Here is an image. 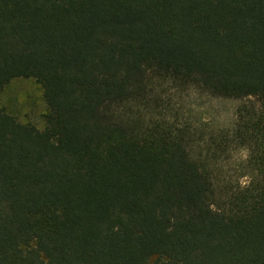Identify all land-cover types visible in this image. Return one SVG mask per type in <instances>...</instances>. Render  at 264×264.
Listing matches in <instances>:
<instances>
[{
	"label": "trees",
	"instance_id": "16d2710c",
	"mask_svg": "<svg viewBox=\"0 0 264 264\" xmlns=\"http://www.w3.org/2000/svg\"><path fill=\"white\" fill-rule=\"evenodd\" d=\"M16 78L46 111L0 107V264H264V0H0ZM193 90L242 101L227 133Z\"/></svg>",
	"mask_w": 264,
	"mask_h": 264
},
{
	"label": "rangeland",
	"instance_id": "374dc122",
	"mask_svg": "<svg viewBox=\"0 0 264 264\" xmlns=\"http://www.w3.org/2000/svg\"><path fill=\"white\" fill-rule=\"evenodd\" d=\"M182 103L196 122H208V126L216 131L221 129L227 133L234 122L236 107L241 100L215 98L195 90L181 96ZM0 107L14 115L22 123H31L37 128L44 127L43 114L46 105L39 85L30 78L11 80L0 92ZM198 119V121H197ZM228 144L227 159L222 162V170L238 177L239 182H247L251 175L245 170L246 148L233 147ZM239 175H245L239 177Z\"/></svg>",
	"mask_w": 264,
	"mask_h": 264
}]
</instances>
